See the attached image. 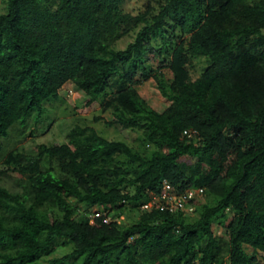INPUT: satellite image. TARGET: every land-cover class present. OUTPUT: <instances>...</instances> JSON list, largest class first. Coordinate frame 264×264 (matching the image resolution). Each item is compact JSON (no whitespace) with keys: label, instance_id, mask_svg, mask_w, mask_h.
<instances>
[{"label":"trees","instance_id":"1","mask_svg":"<svg viewBox=\"0 0 264 264\" xmlns=\"http://www.w3.org/2000/svg\"><path fill=\"white\" fill-rule=\"evenodd\" d=\"M126 1L4 0L0 139L68 83L138 136L134 147L76 127L68 142L7 153L0 264H264V0H156L136 14ZM138 75L164 110L138 95ZM164 180L204 189L192 217L142 210ZM93 208L104 215L90 218ZM124 209L136 212L131 224L118 220Z\"/></svg>","mask_w":264,"mask_h":264},{"label":"rangeland","instance_id":"2","mask_svg":"<svg viewBox=\"0 0 264 264\" xmlns=\"http://www.w3.org/2000/svg\"><path fill=\"white\" fill-rule=\"evenodd\" d=\"M148 1L154 5L156 0H129L124 3L123 9L128 13L136 14L143 9ZM4 10L5 4L4 0H2L0 2V14ZM133 39L134 34H131L118 42L115 47L117 49H124ZM161 64V59H158L153 52L147 56V66H150L152 69H156ZM204 66L205 59L203 58L191 60L188 66L190 78L192 80L196 79ZM162 72L165 73L166 78H171L167 70L163 69ZM135 80L140 82L134 85L135 90L150 108L160 112L168 106L169 103L161 97L152 80L143 81L139 75ZM87 101V97L77 92L73 85L69 83L65 84L59 92V99L47 102L41 115L37 111H33L25 123L14 124L10 128L8 136L0 139V168H3L1 163L7 153L18 150L32 154L36 152L37 146L40 144L50 145L68 142L71 130L76 127H91L106 140L123 141L134 147L137 146V132L122 129L115 125L109 126L107 123L113 119L110 111L102 112L99 101L93 102L90 105L86 104ZM96 118L98 120H95ZM9 175L13 178L16 177L11 172ZM13 178L9 179L6 184H13ZM93 210H96V208H93ZM135 218L136 212L124 209L122 216L118 220L128 225ZM230 218L231 214L229 215ZM213 232L221 240L225 248L224 242L227 239L225 230L214 225ZM66 251L63 248H59L54 255L62 256ZM246 251L251 253L250 248H246Z\"/></svg>","mask_w":264,"mask_h":264},{"label":"built area","instance_id":"3","mask_svg":"<svg viewBox=\"0 0 264 264\" xmlns=\"http://www.w3.org/2000/svg\"><path fill=\"white\" fill-rule=\"evenodd\" d=\"M195 134L194 131L183 132V136L187 138H194ZM203 195L204 189L202 188L178 190L164 180L159 193H148L147 201L142 205V210H159L170 214L179 213L183 217H192L195 213L196 203L203 199ZM100 211L101 208L92 210L89 217L99 218L103 216L104 212L100 213ZM104 221L108 222L109 218L106 217Z\"/></svg>","mask_w":264,"mask_h":264}]
</instances>
